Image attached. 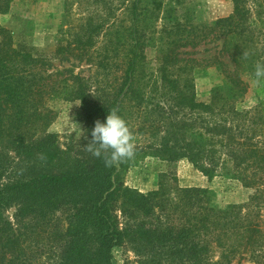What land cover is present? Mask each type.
<instances>
[{
    "label": "trees",
    "instance_id": "obj_1",
    "mask_svg": "<svg viewBox=\"0 0 264 264\" xmlns=\"http://www.w3.org/2000/svg\"><path fill=\"white\" fill-rule=\"evenodd\" d=\"M12 1L0 0V13ZM231 1L229 17L200 29L188 30L158 6L160 17L144 0L129 1V24L92 17L78 31L68 30V37L60 29L59 56L96 65L111 77L96 88L91 78L54 71L47 60L19 50L10 31L0 27V264H114V251L123 247L153 264H239L260 258L264 148L258 139L264 106L240 110L236 99L249 88L241 62L251 61L256 71L264 64V46L252 43L251 0ZM155 18L162 21L159 31L149 28ZM157 34L163 44L160 82L173 106L153 108L156 118L136 131L128 125L133 136L150 133L156 143H136L131 159L106 166L107 154L95 157L86 149L91 130L113 109L127 122L133 110L145 107L141 74L147 42ZM211 36L222 40L220 56L227 55L236 69L228 70L218 58L212 62L229 82L231 92L225 93L231 97L217 88L203 103L191 74L204 64L185 58V49ZM59 101L80 103V139L63 144L48 132ZM141 154L168 162L187 159L209 179L224 171L255 193L248 204L221 209L212 204L209 190L181 188L168 174L160 175L158 189L141 193L125 183Z\"/></svg>",
    "mask_w": 264,
    "mask_h": 264
},
{
    "label": "rangeland",
    "instance_id": "obj_2",
    "mask_svg": "<svg viewBox=\"0 0 264 264\" xmlns=\"http://www.w3.org/2000/svg\"><path fill=\"white\" fill-rule=\"evenodd\" d=\"M129 1L131 0H13L7 11L0 13V27L10 31L14 44L19 50L47 60L54 71L74 72L91 78L96 88L99 85H107L108 80H112L111 77L109 79L105 71L96 65L59 56L56 53L58 41L63 38V35L68 37V30L78 31L80 26L92 17L129 24L130 12L127 9ZM144 5L149 6L150 10L160 17L163 13L157 10L158 6L163 11L168 10L171 20L181 22V25L188 30L212 27L218 19L227 18L234 11L231 0H144ZM250 6L253 10V28L256 32L252 43L262 47L264 46V0H251ZM161 27L162 21L156 18L152 19L149 25L151 31H159ZM60 29L65 31L63 35L60 34ZM153 37L147 42L146 61L140 83L142 90L140 93L144 96L146 104L141 111L133 110V118L128 116L127 121V124L135 131L145 121L156 118L151 112L153 108L173 106L170 99L165 97L166 91L161 85L158 71L163 44L157 42L158 34L155 39ZM1 40L0 37V43ZM235 46L236 41H231V47ZM221 48L222 40L211 36L197 48L185 49L188 54L185 58H192L204 64L203 67L195 68L191 74L199 102L209 103L217 88L222 89L225 98L231 97V94L225 93L231 92L230 84L220 67L211 65L218 58L227 65L228 70L236 69V65L227 55L220 56ZM254 67L249 60L243 59L241 62V78L249 88L246 94L236 99L240 110H254L264 106V78L257 79ZM53 107L55 118L48 132L57 134L63 144L71 139H80L84 134V114L80 109V103L59 101L55 102ZM156 114L158 115V112ZM258 140L264 148V132L263 137ZM134 141L135 144L147 145L156 143V138H153L150 133L143 137L135 134ZM223 173L209 179L187 159L168 162L152 154H141L125 175V183L141 193H148L158 189L161 174H168V179H176L181 188L209 190L212 195V204L218 208L225 209L230 205L248 204L255 190L245 188L238 180ZM12 214L13 211L10 212V215ZM260 254V258L243 260L239 264H264V251ZM113 256L114 264H153L146 256L138 255L130 247L117 248Z\"/></svg>",
    "mask_w": 264,
    "mask_h": 264
},
{
    "label": "clouds",
    "instance_id": "obj_3",
    "mask_svg": "<svg viewBox=\"0 0 264 264\" xmlns=\"http://www.w3.org/2000/svg\"><path fill=\"white\" fill-rule=\"evenodd\" d=\"M255 76L257 79L264 78V64H257ZM86 149L95 157L107 154L105 163L109 167L134 156L133 133L118 110L110 111L103 122L99 120L95 122Z\"/></svg>",
    "mask_w": 264,
    "mask_h": 264
}]
</instances>
